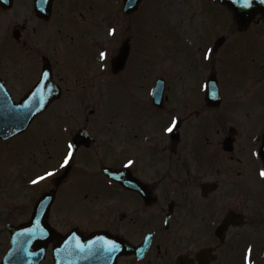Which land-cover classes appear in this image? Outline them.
<instances>
[{
  "label": "flooded vegetation",
  "instance_id": "obj_1",
  "mask_svg": "<svg viewBox=\"0 0 264 264\" xmlns=\"http://www.w3.org/2000/svg\"><path fill=\"white\" fill-rule=\"evenodd\" d=\"M202 2L213 3L221 26L239 38L231 72L219 40L217 62L200 64L205 83L175 94L165 77L156 104L158 78L143 86L136 57L121 72L112 61L106 73L100 67L98 50L110 47L113 58L119 51L106 32L112 25L103 0H0V95L16 104L38 87L46 95L48 72L61 91L48 111L62 110L66 97V106L82 112L76 132L91 133L56 182L34 185L25 214L7 217L13 227L26 225L27 253L41 254L40 264H244L249 246L254 264H264V159L253 155L264 141V3L237 9L249 16L242 28L221 0ZM213 74L219 104L205 92ZM176 114L182 123L173 136L164 128ZM43 117L32 127L40 129ZM66 143L49 167L58 166ZM128 159L135 161L130 168ZM47 196L48 216L31 225L37 201ZM7 235L0 262L12 243Z\"/></svg>",
  "mask_w": 264,
  "mask_h": 264
},
{
  "label": "rangeland",
  "instance_id": "obj_2",
  "mask_svg": "<svg viewBox=\"0 0 264 264\" xmlns=\"http://www.w3.org/2000/svg\"><path fill=\"white\" fill-rule=\"evenodd\" d=\"M120 6L122 7L120 0H103V13L111 14V23L117 21L112 13H116ZM94 7H98L97 3ZM121 18L123 17H119L122 27L119 24L116 26L118 36L115 38V46L118 49L123 41L131 37L132 45L136 46L139 63L136 73L142 78L143 86L149 85L148 78L151 75L161 73L167 76L169 86L176 94H181V89L190 85L185 83L186 67H195L198 78L194 87L201 86V52L208 43L213 45L214 40L223 37L227 30L221 26L219 9L213 3L205 6L202 0H144L136 17L128 21ZM106 26L103 30H106ZM99 34L101 36L100 32ZM214 34V42H210ZM238 39L233 35L225 46L229 51L227 73L231 72L234 64V50ZM60 102L63 105L62 110L52 109L47 112L40 129H33L27 135L16 137L9 142L0 141V250L6 246L3 228L8 218L5 216L9 213L14 217L24 215L25 199L31 192H35L34 188H23L27 180L26 175L31 169L30 164L33 171L29 175L32 178L41 168L33 163L41 161V164L47 167L54 163V153L57 151L55 148L69 136V129L71 131L77 128L76 116L82 112L66 106V97ZM66 128L67 132L64 131ZM185 135L188 136L186 139L195 136L197 141L201 140L198 134ZM190 161L193 163V160ZM44 169L45 167L42 171Z\"/></svg>",
  "mask_w": 264,
  "mask_h": 264
},
{
  "label": "snow or ice",
  "instance_id": "obj_3",
  "mask_svg": "<svg viewBox=\"0 0 264 264\" xmlns=\"http://www.w3.org/2000/svg\"><path fill=\"white\" fill-rule=\"evenodd\" d=\"M262 3H264V0H261ZM233 4L237 5L239 8H251L253 4V0H233ZM236 18L237 21L241 26H245L247 21L245 18V14L243 11L237 10L236 12ZM235 29H229L226 30L223 33L224 41L232 39L234 35ZM107 35L112 38H116L118 36V31L116 27H110L107 29ZM202 56V62H208L209 64H215L217 62L216 56L214 54V47H206L201 52ZM97 60L99 62H102L100 67L102 68L103 72H107L108 70V64L110 61H113V50L110 47H103L102 49L98 50L97 52ZM48 72H43L42 76L47 79L49 77ZM45 101L41 99L37 106L35 107L34 112H39L44 105ZM21 107H29L28 105H21ZM34 112L30 109L29 113H26V115H34ZM182 123L180 116L178 114L174 115L169 124L164 128V131L166 133H173L174 130H177L178 125ZM65 132L68 131V129H64ZM82 134L84 136H90L91 133L87 130V128H83ZM261 139H264V136L260 137ZM255 147V146H254ZM78 146L77 144L73 143V141L68 140L66 143V151L62 155L61 160L58 164V166H53L50 169H46L42 174H38L34 179L30 180V183L32 185H38L39 183L43 181H49V182H56V178L58 176V173L60 170H67L70 168V166L75 162V156L78 154ZM264 153V148H260L256 151H253V155L257 157H264L262 155ZM135 163L134 160L128 159L127 163L124 165L126 168H130ZM107 171V169H105ZM258 175L261 179H264V168L259 169ZM31 235V233H28ZM95 244V241L89 242L88 247L91 248L92 245ZM81 251L85 250L84 244H79L77 246ZM116 245L114 241H108L107 242V250L109 252L115 251ZM252 252L253 248L252 246H249L246 250V255L244 257V264H254V260L252 259Z\"/></svg>",
  "mask_w": 264,
  "mask_h": 264
},
{
  "label": "water",
  "instance_id": "obj_4",
  "mask_svg": "<svg viewBox=\"0 0 264 264\" xmlns=\"http://www.w3.org/2000/svg\"><path fill=\"white\" fill-rule=\"evenodd\" d=\"M129 1L131 2V5L135 6L136 8L140 0H129ZM127 52H128V46L126 45L122 51L124 55L123 60L127 56ZM56 96L57 95L48 96L47 99H49V101L46 103V106L49 104V102L54 100ZM43 108L40 111L44 110ZM26 113H29V110L25 109V107H21V105L8 106V108H0V138L3 140H7L16 134L24 132L30 125L33 116V115H26ZM37 113L38 112H34V114ZM36 215L38 216V214ZM13 254H18V253L16 252V250H14L11 253V255ZM3 264H23V263H18L17 260H14V262L11 261L9 263L7 260H5Z\"/></svg>",
  "mask_w": 264,
  "mask_h": 264
}]
</instances>
